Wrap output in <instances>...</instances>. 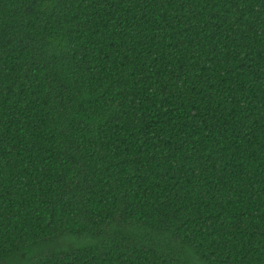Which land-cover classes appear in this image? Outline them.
I'll use <instances>...</instances> for the list:
<instances>
[{
	"label": "trees",
	"instance_id": "16d2710c",
	"mask_svg": "<svg viewBox=\"0 0 264 264\" xmlns=\"http://www.w3.org/2000/svg\"><path fill=\"white\" fill-rule=\"evenodd\" d=\"M0 264H264V0H0Z\"/></svg>",
	"mask_w": 264,
	"mask_h": 264
}]
</instances>
